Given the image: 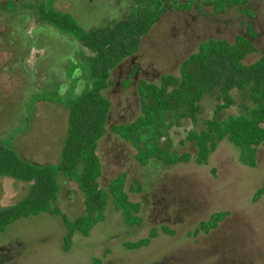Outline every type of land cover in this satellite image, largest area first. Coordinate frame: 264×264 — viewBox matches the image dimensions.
<instances>
[{"label":"rangeland","instance_id":"1","mask_svg":"<svg viewBox=\"0 0 264 264\" xmlns=\"http://www.w3.org/2000/svg\"><path fill=\"white\" fill-rule=\"evenodd\" d=\"M161 1L163 15L143 38L139 52L112 71V85L103 92L112 105L108 131L98 145L101 187L108 188L111 179L126 173L125 189L131 201L141 204V223H128L111 198L105 220L89 236L75 232L65 251L68 230L59 216L23 217L0 232V264H264V195L254 201L264 185V146L258 149L255 168L240 162L239 150L228 140L219 143L207 164H200L195 145L185 140L192 122L183 120L169 131L164 122L161 132L168 131L175 150L189 152L191 160L167 165L153 158L142 164L134 145L110 131L141 115V80L158 84L163 74L179 76L182 61L204 41L233 42L247 35L248 16L238 7L226 10L221 0ZM41 3L54 4L83 28L92 29L120 19L130 0H0V140L11 142L29 161L54 164L60 160L68 127V110L54 99L70 85L77 84L78 92L85 87L83 56L72 37L39 24L29 13L31 5ZM249 8L255 14L257 52L245 59L246 64L264 55V0H250ZM132 62L140 66L136 77L127 73ZM45 96L47 100L37 102ZM217 96L203 100L200 128L221 103ZM238 112L235 105L222 113L226 117ZM165 138L166 134L163 145ZM146 140L149 144L152 138ZM58 181L54 205L74 220L84 212V194L63 175ZM27 191L24 183L0 177V207L18 203ZM219 211L228 216L210 232L201 231V222ZM163 227L174 234L163 233ZM153 228L159 235L149 246L125 247L147 237Z\"/></svg>","mask_w":264,"mask_h":264},{"label":"trees","instance_id":"2","mask_svg":"<svg viewBox=\"0 0 264 264\" xmlns=\"http://www.w3.org/2000/svg\"><path fill=\"white\" fill-rule=\"evenodd\" d=\"M221 1L226 10L238 7L248 16L247 35H239L233 42L227 39L204 41L197 52L183 61L179 76L163 75L158 84L140 81L141 115L132 122L110 127L112 133L134 145L138 151L136 158L142 164L153 158L167 165L189 162L192 155L178 153L168 131L173 126H180L183 120H190L193 129L185 140L195 145L198 163L207 164L219 143L228 140L239 150L242 164L250 168L257 166L258 149L264 146V55L254 63H245L249 55L257 52L253 42L257 38L252 20L254 14L244 6L248 0ZM31 6L29 13H34L39 24L53 27L77 43L83 56L81 80L85 87L78 92L77 84L70 85L54 99L68 110L67 134L59 162L34 163L23 158L11 142L0 140V177L14 179L28 187L21 201L0 207V232L23 217L42 213L56 215L68 230L64 238V250L68 251L75 232L89 236L93 227L105 220L111 198L128 223H141L137 216L141 204L131 201L125 189L126 173L111 179L106 189L100 185L103 169L98 145L108 131L112 107L103 92L112 85V71L139 51L143 37L161 19L164 9L160 0H130L120 19L85 29L71 14L57 10L54 4ZM74 80L77 82L80 78ZM215 93L221 103L200 128L199 118L204 112L202 102L206 96ZM47 99L46 96L37 98V102ZM235 105L239 108L238 114L223 117L222 112ZM164 122L169 123V128L162 133L159 128ZM164 134L166 145L162 140ZM145 138H152L151 143L148 144ZM60 175L76 183L84 194V212L74 220L54 205L58 199ZM263 195L264 185L255 193L254 201ZM226 216L227 211L215 212L207 221L201 222L199 229L208 233ZM162 231L174 234L167 227ZM158 235L157 229L153 228L147 237L127 242L125 247L132 250L147 247Z\"/></svg>","mask_w":264,"mask_h":264},{"label":"flooded vegetation","instance_id":"3","mask_svg":"<svg viewBox=\"0 0 264 264\" xmlns=\"http://www.w3.org/2000/svg\"><path fill=\"white\" fill-rule=\"evenodd\" d=\"M160 1H161V0H160ZM161 2H162V1H161ZM249 2H250V0H248L247 3H246L245 5H247V9L250 11V8H249ZM163 4H164V3L162 2V5H163ZM250 12H251V11H250ZM242 13H243V12H242ZM251 13H253V12H251ZM243 14H245V13H243ZM253 14H254V13H253ZM245 15H246V14H245ZM254 17H255V14H254ZM254 17L252 18L253 22H254ZM247 22H248V21H247ZM254 27H255V22H254ZM148 33H149V32H148ZM146 35H147V34H146ZM146 35H145V36H146ZM145 36H144V37H145ZM144 37H143V38H144ZM142 40H143V39H142ZM141 42H142V41H141ZM139 49H140V48H139ZM138 52H139V51H138ZM138 52H137V53H138ZM131 57H132V56H131ZM128 58H129V57H128ZM128 58H126V59H128ZM126 59H125V60H126ZM125 60H124V61H125ZM124 61H122L121 63H123ZM183 61H184V60H183ZM183 61H182V63H183ZM121 63H120L117 67H119V66L121 65ZM182 63H181V65H182ZM117 67H116V68H117ZM135 67H136V69L134 70ZM116 68H115V69H116ZM139 68H140L139 65H135V64H133V62H132V66L129 67L128 72H127L128 75H133V76L136 77V74H137V71L139 70ZM115 69H114V70H115ZM114 70H113V71H114ZM112 73H113V72H112ZM163 75H166V74H163ZM163 75H162V76H163ZM162 76L160 77V80H161ZM141 81H142V80H141Z\"/></svg>","mask_w":264,"mask_h":264},{"label":"water","instance_id":"4","mask_svg":"<svg viewBox=\"0 0 264 264\" xmlns=\"http://www.w3.org/2000/svg\"><path fill=\"white\" fill-rule=\"evenodd\" d=\"M224 102V101H223Z\"/></svg>","mask_w":264,"mask_h":264}]
</instances>
